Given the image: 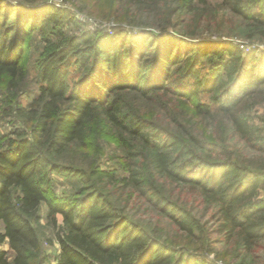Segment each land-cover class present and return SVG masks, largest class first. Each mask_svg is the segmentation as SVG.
Masks as SVG:
<instances>
[{"label": "trees", "instance_id": "trees-1", "mask_svg": "<svg viewBox=\"0 0 264 264\" xmlns=\"http://www.w3.org/2000/svg\"><path fill=\"white\" fill-rule=\"evenodd\" d=\"M120 1L116 18L140 31L88 30L72 19L80 33L69 36L65 10L0 0V104L21 124L0 136V264L43 260L53 243L37 230L44 218L60 246L56 264H245L264 240V123L250 118L264 102V0H217L238 19L233 35L185 49L177 28L196 0ZM23 9L35 10L28 21ZM36 35L39 90L24 104L26 47ZM169 96L185 98L183 109ZM154 103L176 127L155 117ZM209 118L215 139L193 130ZM106 136L121 148L119 170L66 162ZM231 138L261 161L234 156ZM56 174L80 187L58 196ZM134 203L156 221L133 214Z\"/></svg>", "mask_w": 264, "mask_h": 264}, {"label": "rangeland", "instance_id": "rangeland-1", "mask_svg": "<svg viewBox=\"0 0 264 264\" xmlns=\"http://www.w3.org/2000/svg\"><path fill=\"white\" fill-rule=\"evenodd\" d=\"M34 3H40L41 5L51 4L55 5L58 8H61L66 11L69 15V19L66 21L65 31L69 36L78 35L80 33V29L75 27L69 21L74 19L85 27V29L90 30H103L105 32H113L116 30H133V32L140 31L142 27H133L130 26L126 21L119 20L116 17V12L122 9V4L120 5V0H30ZM123 2V0H122ZM196 9L193 12H188L183 20L185 23L181 28H177L181 35L177 34V43L185 49L186 43L194 41L195 39H217V38H225L226 36L233 35L232 29L238 22V19L235 18L231 11L228 8L222 7L219 5L220 3L217 0H205V2H199V0L195 1ZM133 12L135 13L136 7H133ZM23 13L26 14L25 21H28L31 17L32 13L35 11L34 9L22 10ZM154 31L159 34V29L154 28ZM174 30V29H173ZM36 39H33L31 46L26 47V56H27V68H28V77L25 81L24 86L21 88V93H23L22 101L24 104L28 101V93H31L32 97H35L38 93V77L36 70V62L41 55L44 44L41 41V37L36 35ZM140 38V36H138ZM260 57V56H258ZM260 59V58H259ZM30 96V95H29ZM166 100H172L173 106L179 107L180 110L183 109L185 98L177 100L174 96H169ZM156 110L153 111L155 117L159 119L164 124L168 125L171 128L176 127L174 121L170 120L162 109L159 107L158 103H154ZM190 106V105H189ZM10 109L8 104H0V136L9 135L13 131H15L16 127L21 126L20 120L17 119L14 115L8 116L4 110ZM8 111V110H7ZM251 122L257 126H262L264 123V102L260 103L256 106L255 110L250 114ZM18 125V126H17ZM193 130L195 133L203 135V137H210V139H215L217 136L216 129L217 124L212 121V119H208L205 123L198 122L194 124ZM227 136V133H226ZM15 136H12V138ZM100 146L94 149V146L87 150L77 149L73 150L69 153V157L66 158V162L72 163L75 165H83L85 167L89 166L91 160L96 159V163L102 170L108 172H114L121 168V164L123 163L122 151L121 148L113 136H106L105 138H101ZM97 146V143H96ZM229 146L233 151V155L240 158L242 161L246 162H260L262 156L260 153L252 151L244 146L243 143L237 142L236 139H230ZM93 156L89 159L90 155ZM75 161V162H74ZM68 174H56L54 180L53 189L58 196L63 194L74 193L73 191L80 185L77 181V178H71L67 176ZM80 187V186H79ZM78 187V188H79ZM110 189V188H109ZM77 190V189H76ZM191 202V201H189ZM132 205V204H131ZM134 206L133 214H136L138 218L145 219L147 221H151L154 223L156 218H153V214H150L148 210L141 205L134 203L131 207ZM42 213L45 216L47 212V205L43 204ZM195 213L202 218V221H208V225H212L213 220L210 214L202 213L200 209H196ZM61 222L62 218L59 217ZM0 225V230H1ZM37 230L41 234L42 238L47 240H53V243L45 244V256L43 260L38 261L35 264H56L57 256L59 255L60 246L55 239V231L50 228L47 224V220L44 218L37 225ZM219 254H223L225 251L229 250L227 261L233 262L236 259L232 256L234 250L231 248H227L224 244H219L218 246ZM3 249H6L10 255V249L7 245L2 246ZM216 255L209 256L210 260H214ZM245 264H264V240L259 244L258 248L251 253L247 260L244 261Z\"/></svg>", "mask_w": 264, "mask_h": 264}]
</instances>
